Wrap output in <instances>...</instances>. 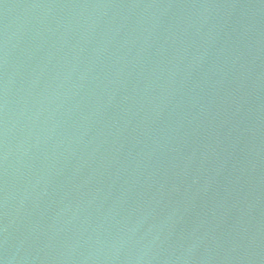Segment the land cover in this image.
<instances>
[{
	"label": "water",
	"instance_id": "1",
	"mask_svg": "<svg viewBox=\"0 0 264 264\" xmlns=\"http://www.w3.org/2000/svg\"><path fill=\"white\" fill-rule=\"evenodd\" d=\"M0 264H264V0H0Z\"/></svg>",
	"mask_w": 264,
	"mask_h": 264
}]
</instances>
